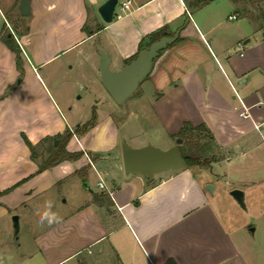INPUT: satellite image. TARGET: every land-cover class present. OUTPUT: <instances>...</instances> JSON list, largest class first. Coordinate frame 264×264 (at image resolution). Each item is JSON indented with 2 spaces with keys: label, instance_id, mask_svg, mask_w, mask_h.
<instances>
[{
  "label": "crops",
  "instance_id": "1",
  "mask_svg": "<svg viewBox=\"0 0 264 264\" xmlns=\"http://www.w3.org/2000/svg\"><path fill=\"white\" fill-rule=\"evenodd\" d=\"M105 1L30 0V13L22 15L21 0H0V188L27 178L0 198L10 202L0 216L43 193L72 201L73 209L38 238L46 264L87 248L111 255L112 264H264V125L255 127L264 121V5L211 0L194 7L187 21L193 0H132L130 10L107 23L98 11ZM220 7L231 9L227 17ZM162 27L172 34L181 28L146 78L153 86L152 128L167 136L163 143L123 134L110 112L96 115L95 125L67 144L84 152L79 159L35 173L39 162L24 136L43 146L85 123L75 100H82L79 92L102 91L100 51L118 70ZM6 33L21 47L20 63ZM139 120L127 121L140 126ZM185 122L211 132L219 156L209 166L185 165L153 178L126 172V138L132 146L165 149L176 144ZM91 174L97 183L104 178L112 194L98 184L93 189ZM234 188L260 214L250 229L238 220L233 200L228 208L219 200L222 194L235 199ZM19 256L10 254L11 264H20Z\"/></svg>",
  "mask_w": 264,
  "mask_h": 264
},
{
  "label": "rangeland",
  "instance_id": "2",
  "mask_svg": "<svg viewBox=\"0 0 264 264\" xmlns=\"http://www.w3.org/2000/svg\"><path fill=\"white\" fill-rule=\"evenodd\" d=\"M219 4L225 6L230 0H218ZM232 2V0H231ZM253 2V1H252ZM245 3H250L244 0L240 3L241 5ZM260 5H264V1L257 0L254 2ZM240 6V5H239ZM223 13H225L226 17L229 13L228 8L220 7ZM259 8V7H258ZM240 11L243 12L242 8L239 7ZM260 10V9H259ZM254 13L253 17L257 18L260 13ZM264 13V12H263ZM260 17V16H259ZM16 27V26H15ZM25 28V24L21 25V29ZM102 91H93L92 95L87 94L85 92L78 93L83 96L82 100H75L78 104L76 109L78 110V116L81 115L84 122H87L93 118L94 115L99 117H103L107 115L106 113H112L115 119L118 121L119 126L121 127V132L124 134H132L137 137L144 136L149 138L150 140L163 143V139L167 138L164 134H159L154 128L156 126L154 115L149 110L148 100L153 94V86L148 79H145L141 82L139 89L137 90L122 104H118L106 90L104 85H101ZM145 91V97H141V90ZM91 95V96H89ZM133 111V113H132ZM138 118L141 119V125L137 126L133 124V122H128V118ZM72 123H75L71 120ZM76 126V124H72ZM82 128V126H81ZM131 139L126 138L124 141L128 145H130ZM51 141L47 143V145L37 146L35 148L36 159L39 163H41L48 156V145L50 147ZM123 144V142H122ZM185 149L192 150L196 154L203 155L205 158H211L212 156H219L214 145L209 141V139L199 133H195L191 137H187L184 141ZM132 146V145H131ZM35 159V158H34ZM196 172H200L199 167H194ZM13 175L3 179V183L6 181V185L10 183L13 179ZM30 178V177H29ZM83 180L87 182L88 178L84 177ZM19 181H15L14 183L9 184L5 188H0V192L6 191L3 194H0V198L6 194H9L11 191L23 185L26 181H23L16 185ZM90 186L98 190L97 180L94 174H91L88 180ZM16 185V186H15ZM26 189V186L22 187ZM58 188V187H57ZM55 188V190L57 189ZM81 188V187H80ZM54 195V196H53ZM219 195V194H218ZM56 191L52 192V197L48 195V193H43L37 195L35 197L29 198L22 204H15L16 207L12 208L7 215L0 216V264H11L10 254L17 253L21 255L20 264H46L44 258V249L39 245L38 238L42 236L51 224L56 223L60 216L67 213L70 209H73L74 204L70 201L67 204H63L64 197L61 196V202L57 200ZM66 197V196H65ZM219 200L228 208L230 203L228 200H233L236 204V208L239 212L240 222L244 225H247V228H252L254 224V219L259 221L258 217V209L251 208L250 203L246 202L245 205H242L232 197L227 195H221ZM17 198H19L17 196ZM53 198H55L53 200ZM6 202V201H5ZM0 199V211L2 207L10 206V202L6 203ZM15 201H12V203ZM245 202V201H244ZM13 211V212H12ZM12 212V213H11ZM49 213L48 217L41 219L44 213ZM18 215L19 217V229L15 230L13 216ZM250 232V231H249ZM258 235L260 231H258ZM251 235V233H249ZM260 236V235H259ZM260 245V244H259ZM263 250V251H262ZM262 253H264V249L262 248ZM111 255H106L104 252L102 254H97L95 252L90 253L88 248L84 250L82 253L78 254L75 258H68L65 260V264H112ZM13 264V263H12Z\"/></svg>",
  "mask_w": 264,
  "mask_h": 264
},
{
  "label": "water",
  "instance_id": "3",
  "mask_svg": "<svg viewBox=\"0 0 264 264\" xmlns=\"http://www.w3.org/2000/svg\"><path fill=\"white\" fill-rule=\"evenodd\" d=\"M117 2L118 0H106L99 6L98 11L105 22L109 23L114 20ZM19 9L22 15H28L30 13V0H21ZM194 9V7L189 9L187 21L190 20ZM180 31L181 28L174 34L154 40L142 49L134 59L126 63L124 67L115 71L109 67L111 63L109 54L104 50L100 51L101 63L99 68L102 83L118 104L124 103L137 90L141 82L149 76L155 59L158 58L161 51L178 39ZM56 143H58V140H56ZM122 153L126 172L145 173L149 178L185 166L189 157V151L185 149L181 137L177 138L176 144L165 149L153 143L131 146L123 142ZM206 187L210 192L213 190V185L210 183ZM230 193L239 203L245 205L244 191L241 188H234ZM13 220L15 230L18 231V215H14Z\"/></svg>",
  "mask_w": 264,
  "mask_h": 264
},
{
  "label": "trees",
  "instance_id": "4",
  "mask_svg": "<svg viewBox=\"0 0 264 264\" xmlns=\"http://www.w3.org/2000/svg\"><path fill=\"white\" fill-rule=\"evenodd\" d=\"M209 1H211V0H193L192 2H190V7L196 8V7H199L200 5H202L203 3H206ZM233 1H242V0H233ZM245 1L255 2L257 0H245ZM262 1H264V0H262ZM8 18L10 21L11 17L8 16ZM12 28L14 29L13 26H12ZM171 34L172 33L170 31H168L167 27H162L159 30L152 32L149 35L150 40L146 43L141 42L138 52L134 56L129 58L127 60V63L130 62L132 59H134L142 49H144L147 45H149L154 40H157L162 36L171 35ZM3 39L17 53V58H18V61L20 63L21 47H20L19 43L17 42V40L14 38V36L12 34L10 36H8L7 33L5 35H3ZM95 123H96V115H94L91 120L76 126L73 130L67 129L63 134L56 136L54 139H50L52 143L48 149L49 154L46 157V159H44L41 163H39L38 170L35 173H38V172H41L47 168L53 167V166L57 165L58 163L65 161V160L79 159L84 154V152L83 151H70L67 148V144H68L69 140L71 139V137L75 133L78 135H81V134L85 133L86 131H88L91 127H93L95 125ZM81 126H82V128H81ZM194 132L197 134L199 133L200 135H203V136L207 137L208 139H210L212 137L211 132L209 131V129L204 124H201L198 126H193L191 123H188V122L184 123L183 127L181 128V130L177 136L183 138V143H184L186 138L191 137L194 134ZM24 139L32 150L33 158L36 159L37 156H36V153L34 151L36 148V145H34L26 136H24ZM56 140H58V143L55 142ZM188 151H189V157L187 158V164H186L187 166L199 165L202 167H207V166H209L210 162L217 159L216 156H212L211 158H205L203 155L196 154L195 152H193L190 149H188ZM26 179L27 178L22 179L16 185L25 181ZM6 191L0 192V194L5 193Z\"/></svg>",
  "mask_w": 264,
  "mask_h": 264
},
{
  "label": "built area",
  "instance_id": "5",
  "mask_svg": "<svg viewBox=\"0 0 264 264\" xmlns=\"http://www.w3.org/2000/svg\"><path fill=\"white\" fill-rule=\"evenodd\" d=\"M131 7H132V0H118L116 8H115V17L121 16L123 12L130 10ZM229 17L232 19H235L237 18V14H232ZM263 125H264V121L255 123V127L259 131L262 129ZM97 184L101 189H106L108 193L112 194L113 191L107 188L106 181L104 180V178L100 177ZM58 264H65V262H60ZM129 264H132V263H129Z\"/></svg>",
  "mask_w": 264,
  "mask_h": 264
},
{
  "label": "clouds",
  "instance_id": "6",
  "mask_svg": "<svg viewBox=\"0 0 264 264\" xmlns=\"http://www.w3.org/2000/svg\"><path fill=\"white\" fill-rule=\"evenodd\" d=\"M49 216V213L45 212L43 217H41V219H44L45 217H48Z\"/></svg>",
  "mask_w": 264,
  "mask_h": 264
}]
</instances>
